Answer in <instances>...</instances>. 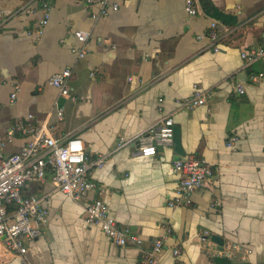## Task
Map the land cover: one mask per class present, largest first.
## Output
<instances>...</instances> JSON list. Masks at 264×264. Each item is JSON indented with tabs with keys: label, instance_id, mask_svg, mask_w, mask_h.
I'll use <instances>...</instances> for the list:
<instances>
[{
	"label": "crops",
	"instance_id": "0c3cea01",
	"mask_svg": "<svg viewBox=\"0 0 264 264\" xmlns=\"http://www.w3.org/2000/svg\"><path fill=\"white\" fill-rule=\"evenodd\" d=\"M44 1L51 15L39 35ZM118 1V11L94 20L85 0H0V138L19 123L37 127L47 120L59 138L78 135L88 156H108L93 172L97 188L81 201L54 191L51 174L30 186L45 198L49 222L29 241L28 260L143 264V249L170 228L161 264H264V59L247 64L241 56L264 45V0H199L195 16L184 0ZM212 21L223 36L218 51L206 36ZM74 29L91 32L83 58L72 51L79 44ZM68 67L75 99L49 83ZM196 84L207 103L180 107L177 99ZM166 115L174 117L173 143L141 155L138 136ZM232 135L239 139L230 147ZM31 137L16 130L5 152L19 151ZM192 156L209 161L214 173L192 203L172 207L181 178L174 161ZM95 197L144 239L143 248L115 244L86 221ZM229 245L240 248L236 256L224 252ZM0 264H22L2 240Z\"/></svg>",
	"mask_w": 264,
	"mask_h": 264
},
{
	"label": "built area",
	"instance_id": "2783aa9c",
	"mask_svg": "<svg viewBox=\"0 0 264 264\" xmlns=\"http://www.w3.org/2000/svg\"><path fill=\"white\" fill-rule=\"evenodd\" d=\"M185 9L191 16L199 12V0H184ZM91 11V17L98 20L111 11H118V0H85ZM44 10L39 27L35 33L41 35L48 24L51 15L50 3H42ZM79 44L72 47V51L79 57H85L87 43L91 32L85 29H74ZM206 36L215 44V51L219 50L218 42L222 34L217 22L212 21ZM204 35H198L203 38ZM247 64L264 59V45L250 48L241 52ZM260 75H253L258 80ZM72 69L55 73L49 78V83L60 90L65 96L73 99L70 91ZM240 93L245 92L242 82L237 84ZM16 92L12 98H16ZM162 101V99H160ZM180 107L195 108L207 103V95L197 84L191 95L177 99ZM61 116L63 110L59 109ZM29 119L33 117L30 114ZM16 130L30 133L32 137L13 153L5 152V145L14 137ZM175 122L172 115L164 116L158 124L150 127L138 136V147L143 156H152L158 153L159 146L171 145L174 141ZM237 135L228 139V146L233 147L238 141ZM126 141L122 138L119 146ZM108 161L106 154L90 157L86 153L83 140L78 135L66 138L57 137L51 130L48 121L37 127L27 126L24 122L11 129L7 135L0 138V241L2 240L7 252L18 256L22 264H32L27 257L28 243L41 236L49 222V210L44 204V197L37 196L29 191L31 185L42 184L47 175L51 174L54 191H61L75 201L87 198L96 188L93 172L102 168ZM173 170L181 174L175 190V195L169 205L177 207L192 203L194 192L202 187L206 180L214 173L213 165L203 157L192 156L176 159ZM86 221L98 224L104 233L115 243L121 246H137L143 248L144 239L129 226L120 224L111 214L107 201L102 197H95L86 205ZM171 229L167 234L156 238L152 245L143 249V264H161L158 255L165 247ZM236 245H229L224 252L229 256H236ZM179 248L174 249V255L179 256ZM176 264H183L176 262Z\"/></svg>",
	"mask_w": 264,
	"mask_h": 264
},
{
	"label": "water",
	"instance_id": "95a60500",
	"mask_svg": "<svg viewBox=\"0 0 264 264\" xmlns=\"http://www.w3.org/2000/svg\"><path fill=\"white\" fill-rule=\"evenodd\" d=\"M175 134H176V128H175ZM175 134H174V136H175ZM212 240L215 241L216 243H218L221 246L224 244L223 238L221 236H219V235H213L212 236Z\"/></svg>",
	"mask_w": 264,
	"mask_h": 264
}]
</instances>
